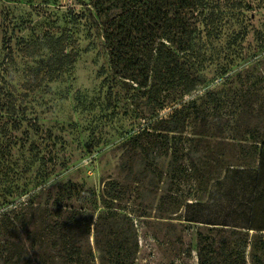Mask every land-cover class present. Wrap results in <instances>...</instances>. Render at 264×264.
<instances>
[{
    "label": "rangeland",
    "instance_id": "1",
    "mask_svg": "<svg viewBox=\"0 0 264 264\" xmlns=\"http://www.w3.org/2000/svg\"><path fill=\"white\" fill-rule=\"evenodd\" d=\"M212 4L177 10L174 41L154 43L157 53L135 38L113 57L78 0H0V219L25 235L63 222L55 208L70 203L89 264H199L198 249L205 264H264V58L253 55L264 0ZM158 122L185 123L166 137ZM252 137L257 154L239 145ZM193 147L224 163L204 208L186 205L199 192L181 149ZM63 191L74 196L62 202Z\"/></svg>",
    "mask_w": 264,
    "mask_h": 264
},
{
    "label": "trees",
    "instance_id": "2",
    "mask_svg": "<svg viewBox=\"0 0 264 264\" xmlns=\"http://www.w3.org/2000/svg\"><path fill=\"white\" fill-rule=\"evenodd\" d=\"M78 1L88 7L91 11V16L102 26V36L113 57L115 55H120L123 49L122 47H128V44L133 42L135 38L141 39L144 42L143 47L145 49H150L151 51L156 49L157 53L159 47L157 45L153 46L154 43L174 41L175 27L180 21V17L177 15L179 11H189L190 9V13L196 11L199 13L213 7V0ZM177 10L179 11L177 12ZM260 54H264V44L253 54L257 56V58H255L256 62H260L261 58H264V55ZM228 71L229 70H227V72H221V74L215 76L212 80L222 79V83H224L230 78ZM209 84L210 80H205L201 83V85H207V87H210ZM213 89L214 87L206 88L205 93L209 92L213 95L214 112L219 115V108L222 101L220 96ZM180 112L181 111H179V113ZM179 123L185 122H158L153 126V129L165 131L161 133L168 137L170 132L180 131ZM146 131L145 129L144 132ZM158 133L159 136H162L160 132ZM141 135L142 133H139L136 137L140 138ZM249 140L251 141L250 144H244L242 142L239 145L243 148L246 146H248V148L252 147L257 154L259 142L262 140L261 137H252ZM137 146L141 147V150H143L145 144L137 143L132 149H136ZM178 150H180V148L176 147L173 151V162L180 160L178 158L180 157ZM181 151L182 154L190 155L191 157L190 164L189 166L187 165L185 169L188 171L189 175H191V178L196 179L194 193L197 191L199 192V194H195L196 197H193V201L187 202L186 205L204 208L207 206L205 195L208 193L211 183L221 179L222 172L219 169H223L224 163H222V159L218 157L204 160L205 156H198V149L194 147L189 148L187 152L184 151V148H182ZM211 153H213V150H211ZM202 162L203 164H201ZM248 163L247 160H242L240 164L241 168L237 169L243 173L249 171V168L246 167H250L251 164ZM176 177L178 178V176ZM252 182H254V178H252ZM201 191L205 192L202 196H200ZM73 196V194L70 193L68 195L67 191H63L59 197L62 202H64L65 200L71 199ZM31 202L33 201L31 200ZM55 212L59 215H65L66 213L65 220L58 225L57 223L50 225L48 221H43L40 223L37 230H29L25 235L23 234L24 228L20 227L18 220L11 216H2L0 219V264H58V257H63V264H89L90 261H94L95 257L91 249L88 251H81V249L76 246L74 228L78 225L80 211L67 202L55 208ZM1 215L0 213V217ZM247 216V220H249V214ZM189 220L192 222L220 224L219 222L200 220L199 216H194ZM222 224L232 225L230 223ZM48 236L53 238H48ZM44 240H49V246H61V251H59L58 256H56V254L51 255L49 252L41 250ZM54 240H58V243L56 244ZM198 254L200 258L199 264H205L204 254L201 249H198Z\"/></svg>",
    "mask_w": 264,
    "mask_h": 264
}]
</instances>
